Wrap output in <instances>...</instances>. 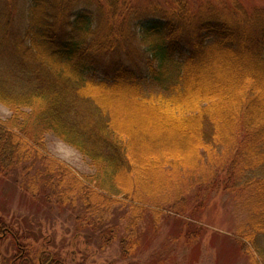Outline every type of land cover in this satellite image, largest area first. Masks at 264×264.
Segmentation results:
<instances>
[{"label": "trees", "instance_id": "1", "mask_svg": "<svg viewBox=\"0 0 264 264\" xmlns=\"http://www.w3.org/2000/svg\"><path fill=\"white\" fill-rule=\"evenodd\" d=\"M17 3L0 0V103L29 109L18 129L51 132L96 169L89 187L68 179L59 162L55 177L56 162L42 159L36 179L49 191L54 180L71 181L69 192L81 190L82 211L93 207L95 223L105 220L100 205L110 210L113 201L98 191L144 205L167 195L182 172L210 166L214 190L247 191L253 230L244 239L264 255V8L247 10L238 0L193 7L29 0L20 12ZM148 82L161 93L150 98ZM120 104L131 119L115 115ZM5 132L0 175L14 150L41 157L17 131ZM69 192L57 193L60 204L73 203Z\"/></svg>", "mask_w": 264, "mask_h": 264}, {"label": "rangeland", "instance_id": "2", "mask_svg": "<svg viewBox=\"0 0 264 264\" xmlns=\"http://www.w3.org/2000/svg\"><path fill=\"white\" fill-rule=\"evenodd\" d=\"M132 1L144 6L154 2L164 5L165 0ZM187 1L192 7L199 4V0ZM238 1L247 10L264 8V0ZM28 2L18 0L17 9L26 12ZM145 92L150 98L161 93L149 82ZM115 110L122 120L132 118L127 113L132 112L130 107L120 104ZM148 110V119L152 120L154 114ZM28 114L27 108L11 109L0 103V128L6 134L17 131L21 145L34 143L41 156L26 159L25 151L17 157L14 150L9 168L1 172L0 264H264V255L244 239L253 230L247 191L234 194L214 190L208 185L213 178L210 166L204 171L182 172L178 185L167 195L145 198L144 205L98 191L113 201L110 210L107 202L100 205L105 220L92 223L90 214L95 210L90 207L83 213L78 195L81 190L71 194L68 179L77 177L85 186L94 187L95 166L51 132H35L32 136V131L18 129ZM131 122L125 124L134 130L135 123ZM42 159L56 162L52 167L55 177L62 173L57 163L65 166L66 184L56 186L54 180V190L49 191L50 184L44 186L36 179L37 173L43 172ZM60 190L75 194L72 204H60ZM133 206L144 211L139 213L136 208L132 212ZM261 237L264 244V234Z\"/></svg>", "mask_w": 264, "mask_h": 264}]
</instances>
